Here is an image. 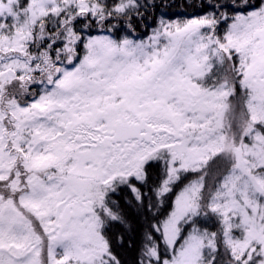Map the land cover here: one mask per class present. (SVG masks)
Returning <instances> with one entry per match:
<instances>
[{"label":"snow or ice","instance_id":"1","mask_svg":"<svg viewBox=\"0 0 264 264\" xmlns=\"http://www.w3.org/2000/svg\"><path fill=\"white\" fill-rule=\"evenodd\" d=\"M0 264H264V0H0Z\"/></svg>","mask_w":264,"mask_h":264}]
</instances>
